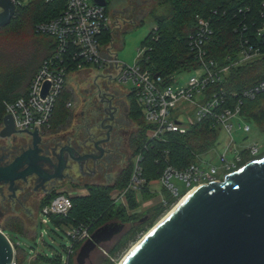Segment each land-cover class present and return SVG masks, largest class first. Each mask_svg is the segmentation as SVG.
<instances>
[{"label": "trees", "instance_id": "1", "mask_svg": "<svg viewBox=\"0 0 264 264\" xmlns=\"http://www.w3.org/2000/svg\"><path fill=\"white\" fill-rule=\"evenodd\" d=\"M159 5H167L165 15L154 14L156 30H153L143 41L144 47L149 48L141 60L142 66L154 75L159 74L168 82L171 76L183 71H194L199 68V61L189 47L190 37L200 26L201 20H209L213 35L207 42V49L212 59L220 64L234 62L241 50V41L250 40L259 44L263 40L257 29L264 22L262 17V3L264 0H158ZM109 2V0H108ZM66 0H30L26 5L17 8L11 22L0 28V123L6 114V103L14 102L27 96L33 77L56 48L53 37L37 31V26L57 17L65 8ZM109 14V3L107 6ZM217 12V13H214ZM33 40L45 49L41 59L30 67H16L8 62V47L26 40ZM113 35L107 33L105 42H111ZM264 79V56L242 66L231 67L224 82L212 85L209 92L224 90L226 93L225 106L233 108L240 102V115L246 121L254 123L264 131V91L254 98H245L243 92ZM69 93L65 90L59 98L51 120L52 128H59L69 116L67 102ZM132 115L137 117L140 126V141L135 155L141 153L140 163L142 177L148 184L142 190V201L162 195L165 202H160L146 214H137L141 202L135 198V193L128 195V206L115 202L111 198L114 189L125 188L131 179L134 162L118 176L112 185H97L88 189L87 195L73 196V208L64 216H51V221L58 226H79L89 228L92 234L104 224L116 221L129 224L113 240L109 249L108 262L112 257L118 258L128 246L146 230L150 221L160 216L168 206L176 202L171 193L165 189H154L149 183L160 177L165 166L163 151H169V163L183 169L195 161L197 154H204L216 148L219 142L220 130L214 126L211 118H205L195 124L186 134L167 133L164 140L149 141L147 137L148 125L135 97L131 95ZM147 148L144 149V147ZM264 153V151H263ZM57 193L47 197L40 209L49 204ZM128 208L133 213L128 212ZM147 215V216H146ZM13 232V230L4 229ZM5 232V231H4ZM17 232V231H15ZM19 233V232H18ZM81 244L75 243L73 249L77 251ZM15 246L17 263L23 264L25 254ZM70 254L69 264H74ZM46 257L39 255L32 264H44ZM40 260V262H39ZM52 262H59V257Z\"/></svg>", "mask_w": 264, "mask_h": 264}, {"label": "built area", "instance_id": "2", "mask_svg": "<svg viewBox=\"0 0 264 264\" xmlns=\"http://www.w3.org/2000/svg\"><path fill=\"white\" fill-rule=\"evenodd\" d=\"M10 1L17 10L30 0ZM106 9L107 7L98 5L96 0H66L64 10L57 17L37 26L38 32L55 39L56 48L33 77L27 96L6 103L5 116L12 115L17 130L48 129L56 104L66 89L69 77L73 74L92 75V70L89 69L91 66L100 69L105 66L112 67L122 84L132 83V89L128 93L135 97L142 109L145 123L148 125L149 141L164 140L167 133L186 134L192 126L205 118H211L214 126L229 136L223 153L217 150L220 143L216 148L208 151L216 152L218 164L206 159L207 152L197 154L194 162L179 169L169 163V151H163L165 166L160 177L151 181L149 186L154 187L160 183L161 188L167 189L174 198L181 200L202 185L223 183L229 175L241 170L250 162L264 157L262 147L257 143L240 146L233 140L234 120H237L239 130L245 133L251 131L248 124L242 126L240 123V120H244L240 115L241 102L233 108H227L224 90L209 92L210 86L224 82L231 67L246 65L264 56V22L257 29L263 40L259 44H254L248 39L241 41V50L237 59L225 65L210 57L206 46L213 35V29L209 20H201L199 29L189 41L190 50L199 61V68L194 70L197 75L191 77L184 86H176L174 75L171 76V82H168L159 74L154 75L149 69L143 68L141 60L149 49L147 47L143 48V54L133 66L125 65L118 60L113 44L116 41L115 31L120 30V27L117 28L112 22L113 19ZM262 17H264V2ZM107 33L113 35L111 42L104 40ZM47 85L48 89L44 94ZM262 91H264V79L246 89L243 96L254 98ZM142 160L141 153L134 155V169L129 184L125 188L114 189L111 192V198L115 202L127 207L128 195L132 192L135 193L138 202L142 201V190L148 184L142 177L140 165ZM174 180L183 183V192L176 186ZM161 197V202H165L163 196ZM72 208V196L57 193L39 214L50 219L51 216L66 217ZM47 221L48 219L45 218L42 223L45 224ZM0 231L14 249L11 264H18L13 242L1 229ZM67 235L72 245L68 249V257L64 264H69L70 254L74 252L73 245L78 243L82 246L92 234L88 227L79 225L68 227Z\"/></svg>", "mask_w": 264, "mask_h": 264}, {"label": "water", "instance_id": "3", "mask_svg": "<svg viewBox=\"0 0 264 264\" xmlns=\"http://www.w3.org/2000/svg\"><path fill=\"white\" fill-rule=\"evenodd\" d=\"M96 3L108 6V0H96ZM0 9L2 27L11 22L16 7L10 0H0ZM47 89L48 85L44 94ZM3 122L2 137L13 132L27 133L34 137L35 150L29 149L9 167L0 168V181L10 179L13 185L15 179L23 177L25 180V175L35 171L43 178L38 187L53 176H63L62 152L59 169L49 158L37 155L41 151L35 145L40 140L38 128L35 131L16 130L11 114L5 116ZM64 149L78 161L101 157H80L73 149L65 147L62 151ZM24 163H29V167L16 173ZM124 227L122 223L110 222L96 229L80 247L76 264H85L99 245L113 241ZM13 256L11 243L0 231V264H11ZM120 264H264V157L229 175L223 183L194 189L134 246Z\"/></svg>", "mask_w": 264, "mask_h": 264}, {"label": "flooded vegetation", "instance_id": "4", "mask_svg": "<svg viewBox=\"0 0 264 264\" xmlns=\"http://www.w3.org/2000/svg\"><path fill=\"white\" fill-rule=\"evenodd\" d=\"M108 3L110 7L111 3ZM147 4L149 0L145 5L139 0H126L112 7L111 17L118 19L115 25L120 27L115 31L114 48L118 46L117 41L125 28L143 22ZM74 76L76 81L68 80L66 86L70 95L67 102L70 113L66 122L59 128L53 129L50 125L48 129L38 131L40 140L35 144L41 150L37 155L49 158L57 169L62 152L65 162L61 172L63 176H53L38 187L43 178L35 171L25 175V180L23 177L15 179L13 185L10 179L0 181V222L22 217L36 219L42 202L54 193L79 189L89 193L88 189L93 186L112 185L133 161L140 141V126L137 117L132 115L131 94L122 88L112 67L104 66L96 76L73 74L72 78ZM3 121L0 134L5 127ZM108 125L111 127H106ZM65 147L73 149L80 157H101L78 161L68 150L62 151ZM29 149L35 150L34 137L27 133L0 135V168L9 167ZM28 167L29 163H24L16 173Z\"/></svg>", "mask_w": 264, "mask_h": 264}, {"label": "rangeland", "instance_id": "5", "mask_svg": "<svg viewBox=\"0 0 264 264\" xmlns=\"http://www.w3.org/2000/svg\"><path fill=\"white\" fill-rule=\"evenodd\" d=\"M125 1L126 0H109L111 3V6L109 7V14L111 15L112 7ZM139 1L142 3V5H145V2L148 0ZM147 5V12L143 22L141 24H137L136 26H129L125 28L117 41L118 46L115 48L117 57L118 60L125 65H135L137 60L140 58V55L143 54V41L149 35V33L156 28L154 14L152 13L165 15L168 12V6L159 5L158 0H149V4ZM112 19V22L116 24L118 19H114V17ZM7 53L9 64L18 68H27L30 67V65H33L38 59L42 58L45 53V49L36 44L35 41L29 39L23 43L16 41L14 45L8 47ZM89 69L92 70V76H96L98 73L102 72V69L95 66H91ZM195 75H197L196 71H183L176 73L173 76L175 80L174 83L176 86H184L186 82ZM74 78L76 79L77 77L74 76L72 78V76H70L68 80L71 82L75 80ZM121 86L126 92H129L132 89L131 82L121 84ZM240 121L242 126L248 124L251 128V131L249 133H245L242 130H239L238 122L237 120H234L232 137L236 144L243 146L257 143L264 151V131L254 123H248L244 120ZM228 141L229 136L223 130H220V144L217 150L223 153L224 147L228 144ZM213 151L207 153L206 159L212 163L218 164L217 154L215 151ZM174 182L176 186L181 189V192H183V183L179 180H174ZM153 188L160 191V183H157ZM70 192H72V190ZM160 202L161 199L155 197L141 201L136 212L140 216L146 214L150 209L155 207ZM179 203L180 200H177L168 206L166 210L160 214V216L150 221V223H148L146 226V230L137 238L135 242L131 243L118 258L112 257L110 259V263L108 262V258L110 257L108 252L113 244V241H111L99 245L97 249L92 252L91 257L89 260H87L86 264H120L126 255L134 248V246L139 241H141L152 228L157 226ZM128 212L132 214L133 210L128 208ZM22 218L23 219L19 218L2 220L0 222V229L3 232L5 231L4 233L11 239L13 244L18 246L19 250L25 254V260L23 264H30L39 255L47 258L46 261L45 259L44 261H41L44 264H64L68 257V249L72 245L71 239L67 235L68 226H58L57 224L53 223L49 217H44L40 214L37 215L36 219H34V217ZM45 218H47L48 221L47 223L43 224L42 220ZM128 227L129 224L125 226V229H128ZM4 229L13 230V232L6 231ZM79 249L77 251L74 250L72 253L74 264H76V256L79 252ZM56 257H59V262H52L53 259H56Z\"/></svg>", "mask_w": 264, "mask_h": 264}, {"label": "crops", "instance_id": "6", "mask_svg": "<svg viewBox=\"0 0 264 264\" xmlns=\"http://www.w3.org/2000/svg\"><path fill=\"white\" fill-rule=\"evenodd\" d=\"M66 90V89H65ZM67 91V90H66ZM80 190V191H79ZM79 190H75V191H72V192H69V193H66V194H69L71 195L72 197L73 196H78V195H87L88 193L86 192V190L82 191L83 189H79ZM155 198H158V199H161V195H158L157 197Z\"/></svg>", "mask_w": 264, "mask_h": 264}, {"label": "bare ground", "instance_id": "7", "mask_svg": "<svg viewBox=\"0 0 264 264\" xmlns=\"http://www.w3.org/2000/svg\"><path fill=\"white\" fill-rule=\"evenodd\" d=\"M185 197H186V196H185ZM185 197H183V198H185ZM183 198H181V200H182ZM181 200H180V201H181ZM155 227H156V226H155ZM155 227H154V228H155ZM154 228H153V229H154Z\"/></svg>", "mask_w": 264, "mask_h": 264}]
</instances>
